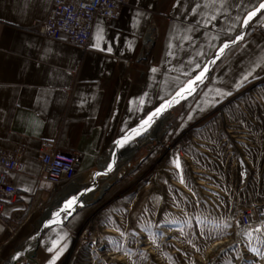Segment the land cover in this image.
Here are the masks:
<instances>
[{"label":"crops","instance_id":"1","mask_svg":"<svg viewBox=\"0 0 264 264\" xmlns=\"http://www.w3.org/2000/svg\"><path fill=\"white\" fill-rule=\"evenodd\" d=\"M51 2L0 0V151L19 150L24 163L23 173L10 175L16 197L0 205V240L19 233L27 241L36 212L51 204L48 211L63 194L42 176L39 156L48 144L72 152L78 179H91L102 173L108 158H100L116 140L181 91L191 90L174 104L178 128L199 123L264 78V37L257 31L264 9L256 11L264 0H124L116 20L96 19L84 50L31 30ZM210 62L215 65L208 76ZM206 67L207 80L195 81ZM190 84L198 87L195 93ZM39 193L43 206L37 209ZM82 218L46 229L35 263L37 252L54 262L63 257ZM20 248L25 245L6 264L16 263Z\"/></svg>","mask_w":264,"mask_h":264},{"label":"rangeland","instance_id":"2","mask_svg":"<svg viewBox=\"0 0 264 264\" xmlns=\"http://www.w3.org/2000/svg\"><path fill=\"white\" fill-rule=\"evenodd\" d=\"M211 62L208 76L215 65ZM192 87L195 93L198 87ZM167 106L158 105L152 113L164 110L129 132L130 142L137 143L165 117L160 139L140 147L95 203L68 212L60 224L77 214L83 218L67 252L55 262L37 252L38 264H264V223L246 229L238 223L245 210L264 207V78L190 127L178 128L175 105ZM125 140H116L100 163L111 161L113 148L126 146L127 141L118 143ZM108 177H92L87 187L95 178L91 185L97 189ZM50 205L30 220L27 241L22 243L19 233L0 240V264L18 245L37 244L46 229L57 225L36 236L37 222Z\"/></svg>","mask_w":264,"mask_h":264},{"label":"built area","instance_id":"3","mask_svg":"<svg viewBox=\"0 0 264 264\" xmlns=\"http://www.w3.org/2000/svg\"><path fill=\"white\" fill-rule=\"evenodd\" d=\"M123 5L124 0H52L46 18L35 23L31 30L43 38L84 50L88 48L96 19L102 18L106 22L116 20ZM257 31L264 37V26ZM242 38L243 34L239 35L238 39ZM22 158L19 150L0 151V205L12 202L16 197L10 175L24 172ZM39 163L44 180L55 189V194H65V189L78 177L75 155L61 150L54 143L48 144L40 154ZM39 195L41 193L35 196V201L41 208L43 202L39 201ZM261 208L264 207L255 205L245 210L238 220L239 226L246 229L253 224H263Z\"/></svg>","mask_w":264,"mask_h":264},{"label":"bare ground","instance_id":"4","mask_svg":"<svg viewBox=\"0 0 264 264\" xmlns=\"http://www.w3.org/2000/svg\"><path fill=\"white\" fill-rule=\"evenodd\" d=\"M151 47L152 41L147 40L144 49L146 54L151 51ZM207 72L208 71L206 70L203 74L206 76ZM190 91L191 90L189 89L181 91L177 95L176 100L172 103H168L167 107L169 108L176 104L177 101L186 96ZM165 120V117H161L155 124L151 126L153 129L151 135H147V133H144V135H142L141 133H139L141 135H139V140L137 141V143L130 142L131 135L129 134L128 136H126L127 139L125 138L128 142L126 146L119 147L118 145H116L113 148L111 161L108 162L106 159L101 164L102 173H108L110 174V177H108V179L103 180L97 189H92L93 185L91 184H94V182L91 183L90 186L88 185L87 187V184H89L90 182L89 176H85L80 179L76 177L75 181L65 189V194L63 193L62 195H59L58 199H56V202L52 205V207L48 211H46L40 221L37 222L38 231H36V236L39 237V233L42 231L43 228L53 223H60L64 221V219L68 217L67 214L70 215L71 212L68 213L69 211L73 212L74 209H77L81 205H89L95 203L105 193L109 186L114 181L118 180V178L122 174L121 169L125 165L129 164L130 160L133 158V156L140 147L150 144L152 140L158 141L160 139V131L164 125ZM73 197H75V201L69 207L67 202L72 201ZM37 209H40L39 205H37ZM261 209L264 214V208ZM36 246V242L26 244L25 248L22 251L18 252L12 260L14 262H21L22 260H25L26 264H36L34 260Z\"/></svg>","mask_w":264,"mask_h":264},{"label":"snow or ice","instance_id":"5","mask_svg":"<svg viewBox=\"0 0 264 264\" xmlns=\"http://www.w3.org/2000/svg\"><path fill=\"white\" fill-rule=\"evenodd\" d=\"M260 9H264V3H261V4H260V8L257 9L256 11H259ZM256 11H253L252 13L249 14V19H251L252 16H254V15L256 14ZM227 46H228L227 44L224 45L225 48H226ZM221 51H223V49H221ZM205 71H206V69H205ZM202 77H203V73H201V75L197 77V80L202 79ZM190 88H191V84H190ZM163 110H164L163 108L157 109V110H156V113H152V114L149 116L148 121H146L145 123H150V122L152 121L153 117H154L155 115L159 114V113H160L161 111H163ZM126 139H127V138H126ZM124 142H126V140H125V141H118V143H121V144L124 143ZM74 201H75V197H73V200H72V201L67 202L68 206L70 207L71 204H72ZM54 259H55V258H54Z\"/></svg>","mask_w":264,"mask_h":264},{"label":"trees","instance_id":"6","mask_svg":"<svg viewBox=\"0 0 264 264\" xmlns=\"http://www.w3.org/2000/svg\"><path fill=\"white\" fill-rule=\"evenodd\" d=\"M141 154H142V153H141ZM141 154H140V155H141Z\"/></svg>","mask_w":264,"mask_h":264}]
</instances>
